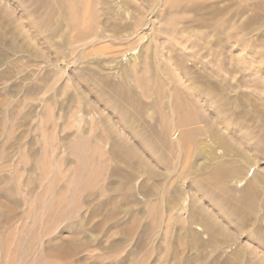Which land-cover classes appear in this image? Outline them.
Wrapping results in <instances>:
<instances>
[{
	"label": "rangeland",
	"instance_id": "obj_1",
	"mask_svg": "<svg viewBox=\"0 0 264 264\" xmlns=\"http://www.w3.org/2000/svg\"><path fill=\"white\" fill-rule=\"evenodd\" d=\"M84 1L88 13L70 11L75 0H0V264H220L202 231L207 215L248 239L249 260L235 264H264V217L248 220L247 235L206 173L218 156L248 157L227 195L256 176L263 202L264 0ZM212 17L235 24L231 38L196 26ZM212 82L216 98L198 92ZM224 95L248 111L235 135L214 124ZM181 97L182 111L204 120L169 148L161 127L180 115L170 108ZM216 130L231 149L216 147Z\"/></svg>",
	"mask_w": 264,
	"mask_h": 264
},
{
	"label": "bare ground",
	"instance_id": "obj_2",
	"mask_svg": "<svg viewBox=\"0 0 264 264\" xmlns=\"http://www.w3.org/2000/svg\"><path fill=\"white\" fill-rule=\"evenodd\" d=\"M73 1V0H71ZM76 3L74 4L70 11H74L76 9H84L85 13L90 12L89 9V4H83L82 0H75ZM87 1V0H86ZM69 2V0H68ZM85 2V1H84ZM90 2V1H89ZM227 2V0H226ZM88 3V2H87ZM95 4V2H93ZM255 3V2H254ZM81 4L83 6H81ZM142 5V3H141ZM224 5H226L224 3ZM95 6V5H93ZM92 6V7H93ZM145 6V5H144ZM195 6V4L193 5ZM146 7V6H145ZM262 7V6H261ZM264 7V6H263ZM95 9V8H94ZM196 9V8H195ZM225 9V8H224ZM260 11L261 8L259 7ZM69 10V9H68ZM138 10V9H137ZM232 10V9H231ZM244 10V9H243ZM191 11V10H190ZM193 11V9H192ZM212 11V10H211ZM225 11V10H223ZM194 12V11H193ZM218 13V11H215V13ZM237 12V11H236ZM262 12H264L262 10ZM83 13V12H82ZM96 13V12H95ZM209 13V12H208ZM207 13V14H208ZM213 13V11H212ZM224 13V12H223ZM226 13V12H225ZM235 13V12H234ZM246 13V12H245ZM261 13V12H260ZM71 14V13H70ZM69 14V15H70ZM84 14V13H83ZM210 14V13H209ZM233 14V13H232ZM238 14L235 13V15ZM244 13H242L243 15ZM139 15V14H138ZM96 16V15H95ZM99 16V15H98ZM234 16V15H233ZM255 16V14L253 15ZM260 16H258L257 18H259ZM96 18V17H95ZM94 18V19H95ZM202 18V17H201ZM210 18V16H209ZM208 18V19H209ZM252 18V17H251ZM76 19V18H74ZM139 19V18H138ZM254 19V18H253ZM87 20V19H86ZM85 19L83 20L86 21ZM225 19H215L212 17L211 20L205 21V20H199L197 21V27L198 28H203V27H209L214 31H218V33H226L225 35H228L229 38L232 37V30L234 28L233 24L231 23L228 19L226 22H224ZM252 20V19H251ZM75 21V20H74ZM88 21V20H87ZM86 21V22H87ZM113 21V20H112ZM190 21V20H189ZM82 22V23H83ZM131 22V21H130ZM169 22V21H168ZM187 22V21H186ZM72 23V22H71ZM185 23V22H184ZM78 26V23H76ZM168 24V23H167ZM235 25V24H234ZM185 26V25H184ZM132 27V26H131ZM87 28V27H86ZM108 28H110L109 30L113 32V34H116L118 32V26H116L113 23H110L108 25ZM247 27H245L246 29ZM74 29H76L74 27ZM126 29V28H125ZM87 30V29H86ZM108 30V31H109ZM251 30V29H250ZM91 31V30H90ZM107 31V28L105 30ZM184 32V30H183ZM75 33V32H74ZM85 32H83L84 35ZM119 33V32H118ZM123 33V32H122ZM82 34V33H81ZM184 34V33H183ZM83 35H78L77 36H81L80 38L83 39ZM93 35V34H92ZM119 35V34H118ZM179 36L182 37V32L178 33ZM50 38V37H49ZM87 38V36H86ZM85 39V38H84ZM76 40V39H75ZM78 40V39H77ZM217 40V39H216ZM120 41V40H119ZM133 43V42H131ZM128 43V44H131ZM215 44V42H214ZM218 44V41H217ZM89 46V45H88ZM36 53V52H35ZM39 54H37L38 57ZM120 57V56H119ZM2 58V57H1ZM38 59V58H37ZM168 59V58H167ZM216 59V58H215ZM144 65V64H143ZM147 68V67H146ZM165 72V70H164ZM170 73V72H169ZM185 73V72H184ZM125 75V73H124ZM127 75V74H126ZM253 76V75H252ZM169 78V77H168ZM171 78V77H170ZM169 78V79H170ZM126 79V77H125ZM151 79V77H150ZM124 81V80H123ZM171 81V80H170ZM88 82V81H87ZM217 82H212V89L211 88H206L205 86H201L199 85L198 88V92L200 93L203 92L205 93V95L207 94L208 96H211L212 98L215 96L216 98V94H215V89H218V87L216 86ZM210 85V84H209ZM174 87V86H173ZM178 87V86H177ZM195 87V86H194ZM42 88V87H41ZM143 88V87H142ZM39 86L35 85L33 87H31L30 89H28L27 94H33L38 92ZM158 89V88H157ZM224 91L227 94L230 90V86L226 85L224 86ZM46 90V89H45ZM111 90L115 93H120L123 94L124 92H128V89L126 88H117V87H111ZM170 90V89H169ZM220 90V89H218ZM177 91V90H176ZM141 92V91H140ZM143 92V91H142ZM197 92V91H196ZM103 93V92H102ZM144 93V92H143ZM174 95H176L175 93H173ZM198 94V93H197ZM170 95V94H169ZM196 95V94H195ZM229 95V94H228ZM228 95H224L223 97H218L217 100H213L216 101V103L214 104L212 102V105L214 104L216 107V110L218 111V113L221 114L220 117L216 118L215 123L214 124H228V125H232V126H236L235 129L233 130H228L227 133L229 135H235L236 130H241V129H245L246 128V120H248V111L243 107L242 109H240L239 111L235 110L234 105H236L237 107L239 106V102L237 104L236 101H232L230 99V97ZM172 96V94H171ZM184 96V95H183ZM208 96H204L205 98H207ZM241 96V95H240ZM254 96V95H253ZM177 97V95L175 96V98ZM210 97V98H211ZM187 98V97H186ZM186 98H178V102L177 101H173L172 107L170 108L173 111H179L180 115L176 114V112H174L175 114H172L173 116H176L175 118H170V121L167 119V121H169V123L163 125L161 127L162 132H164L166 134V136H168L167 138V145L166 147H173L174 146H179L181 144H184V142L190 137L193 136L194 134L198 133L201 131L200 128L196 127L195 124L202 122L204 119L202 118V116H199L195 113H191V115H188L186 112H184V110L182 111L181 107L182 102L184 104H186L188 102V100ZM190 99V98H189ZM231 101H228V100ZM263 99V98H262ZM180 100V101H179ZM127 101V100H126ZM191 101V100H190ZM201 101V100H200ZM205 101V100H204ZM175 102V103H174ZM194 102V101H193ZM115 103V101H114ZM159 103V101H158ZM207 103V102H206ZM262 103V102H261ZM155 104V103H154ZM196 104V102L194 103ZM114 105H119V103H115ZM191 105V104H190ZM120 106V105H119ZM204 106V105H203ZM200 107V105H199ZM135 108L139 111L140 109L144 108V105L140 104H136ZM195 107L192 106L191 110L194 112ZM198 108V107H197ZM214 108V109H215ZM149 109V108H148ZM237 109V108H236ZM188 112V111H187ZM250 113V112H249ZM167 114V113H166ZM253 114V113H252ZM164 115V114H163ZM170 116V113L168 114ZM256 116V115H255ZM250 117V116H249ZM166 118V117H164ZM162 117V115H160L159 118V122L161 123L164 119ZM133 119V117L129 116L128 117V122L130 123L131 120ZM166 120V119H165ZM137 121V120H134ZM263 121V120H262ZM260 122V121H259ZM128 123V124H129ZM132 124V122L130 123ZM164 124V122L162 123ZM190 124H193L194 126H189ZM127 125V124H126ZM160 125V124H159ZM133 126V125H132ZM161 126V125H160ZM262 126V125H260ZM259 126V127H260ZM258 127V128H259ZM262 130V129H261ZM247 132V129L245 130ZM245 131H243L244 133L241 134L238 138L241 139L242 144H246V146L248 145V139L252 138V136H248V133H245ZM240 132V131H238ZM264 133V132H263ZM240 134V133H239ZM264 135V134H263ZM261 135V136H263ZM176 136V138H175ZM214 139L216 141V147L219 150H226V149H231L230 144H227L226 141L224 143L223 139H224V131L221 130H216V133H214ZM174 137V138H172ZM232 137V136H231ZM237 138V137H236ZM229 142V141H228ZM149 143L151 144V141H149ZM238 144V143H237ZM233 145V143H232ZM252 145V144H251ZM257 146V145H255ZM261 146V145H260ZM262 147V146H261ZM260 147V148H261ZM259 148V147H257ZM234 150V149H233ZM235 150H237L235 148ZM234 150V151H235ZM261 150V149H260ZM243 151V150H242ZM245 151V150H244ZM242 153V152H241ZM225 154V153H224ZM238 154V153H237ZM260 154V153H259ZM239 156V154L237 155ZM219 158L217 159V157H215L216 162L213 163V165L208 166V169L206 170V173H208L209 175H211V179L213 182V185L217 186L220 190V192L216 195V197L218 198V200L220 202L224 201L227 202L229 201L230 206L229 208L224 211L225 214L227 215H242L243 218V223H247V230H246V234L248 235V220H254V222H258L262 217H264V215L262 216V214H264V199L262 200L263 202L261 203L260 200V195H263V192L260 193L259 189H258V182L256 176H254L253 178H251V180L248 181L247 184H245V186L243 188H241L239 190V195L235 196V195H230L228 196L227 194L229 193V191L231 190L232 187V180L235 179L236 182V178H240L239 176H242L243 178L246 176V174L248 175V166H250V164H248V157H246L245 161L241 160L243 163L241 162H237L238 158L235 156H233V158H224V156H218ZM240 157V156H239ZM240 159H242L240 157ZM251 170V169H250ZM210 177V176H209ZM241 177V178H242ZM264 178V176H262ZM261 179V177L259 178ZM244 179L239 180L240 183L243 182ZM246 180V178H245ZM262 180V179H261ZM260 180V181H261ZM237 179V182H239ZM236 182V183H237ZM206 184V183H205ZM263 185V184H262ZM261 186V185H260ZM264 186V185H263ZM262 186V188L264 189V187ZM215 187V188H217ZM237 187V186H236ZM261 188V189H262ZM214 189V187H213ZM262 189V190H263ZM217 191V190H216ZM260 200V201H259ZM168 201V200H167ZM171 201V200H169ZM262 206L263 207V211H259V207ZM172 210V209H171ZM173 211V210H172ZM196 212V211H195ZM196 214H194V212H190L189 214V218L193 217L195 218ZM202 214L197 212V218L199 219V221L202 219ZM204 216V214H203ZM201 218V219H200ZM230 219H232L230 217ZM203 223V224H202ZM224 223V222H222ZM220 222H217L214 220V218L212 219L210 216L207 215L206 219L204 218V221H201V227H202V231H204V233L207 234V240H206V245L209 246L210 248L214 249L213 250V254H209L210 256H212L216 261H220V264H235V262L239 259H241L242 255H245V258L247 257L248 259V239H246V241L244 243L239 242L237 239L233 238L230 233L227 231L226 227L224 226V224H222ZM236 229V228H235ZM238 231V230H236ZM197 236H199V233H197ZM260 235H253V237L257 238ZM261 239V238H260ZM198 241V240H197ZM202 242V241H201ZM201 242L199 241V243L197 242V244H200V246L202 245ZM203 243V242H202ZM245 246V247H244ZM263 248V247H262ZM211 249V250H212ZM222 250V251H221ZM255 250V249H254ZM261 250V249H260ZM258 250V251H260ZM250 252V249H249ZM264 252V250H263ZM251 253V252H250ZM251 255V254H250ZM256 259V256L254 257ZM249 260V259H248ZM248 264V263H247Z\"/></svg>",
	"mask_w": 264,
	"mask_h": 264
}]
</instances>
